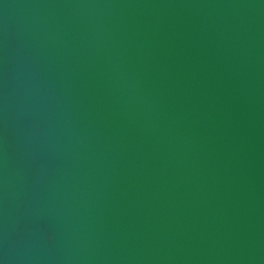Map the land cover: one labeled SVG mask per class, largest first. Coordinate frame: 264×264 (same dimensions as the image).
Wrapping results in <instances>:
<instances>
[{"label":"water","instance_id":"1","mask_svg":"<svg viewBox=\"0 0 264 264\" xmlns=\"http://www.w3.org/2000/svg\"><path fill=\"white\" fill-rule=\"evenodd\" d=\"M0 264H264V0H0Z\"/></svg>","mask_w":264,"mask_h":264}]
</instances>
